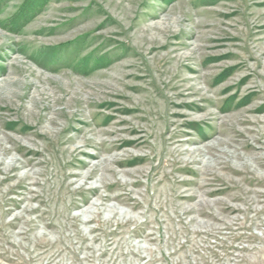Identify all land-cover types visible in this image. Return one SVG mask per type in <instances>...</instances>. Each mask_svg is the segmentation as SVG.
I'll return each instance as SVG.
<instances>
[{"label":"rangeland","instance_id":"1","mask_svg":"<svg viewBox=\"0 0 264 264\" xmlns=\"http://www.w3.org/2000/svg\"><path fill=\"white\" fill-rule=\"evenodd\" d=\"M23 1L0 264H264V0Z\"/></svg>","mask_w":264,"mask_h":264},{"label":"trees","instance_id":"2","mask_svg":"<svg viewBox=\"0 0 264 264\" xmlns=\"http://www.w3.org/2000/svg\"><path fill=\"white\" fill-rule=\"evenodd\" d=\"M6 0H0V5ZM45 0H24L20 6L9 15L7 18L3 19L1 23L7 29H17L22 26L31 16H33L37 11H39ZM99 64H94V66Z\"/></svg>","mask_w":264,"mask_h":264},{"label":"bare ground","instance_id":"3","mask_svg":"<svg viewBox=\"0 0 264 264\" xmlns=\"http://www.w3.org/2000/svg\"><path fill=\"white\" fill-rule=\"evenodd\" d=\"M79 148H80V147H79ZM79 153H80V152H79ZM91 169L93 170V167H91ZM78 175H79V174H72V173H69V174L67 175V177H69V176H76V177H77ZM89 175H90L89 173H88V174H84V175H81V174L79 175L80 178L83 179V181H82L81 184H83L84 182H86L87 179H89ZM71 183H73V181H70V184H71ZM70 184H69V185H70ZM78 188L81 189L82 186L80 185ZM64 211H65V210H64ZM83 239H85L84 236H83Z\"/></svg>","mask_w":264,"mask_h":264}]
</instances>
